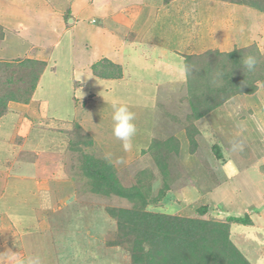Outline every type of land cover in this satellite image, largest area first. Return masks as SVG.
<instances>
[{
	"label": "rangeland",
	"instance_id": "obj_1",
	"mask_svg": "<svg viewBox=\"0 0 264 264\" xmlns=\"http://www.w3.org/2000/svg\"><path fill=\"white\" fill-rule=\"evenodd\" d=\"M22 1L1 0L0 20H8L13 16L17 22L26 24L20 31L23 38L28 40L25 43L32 44L43 34L46 45L35 44L34 56L31 52L24 53L26 50L20 47L10 52L5 45L0 49V58L40 57L46 62L36 94L31 104L21 107L24 111L19 116L21 122V117L24 118L27 112L34 128H37L34 132L43 134L41 139H45V148L30 154L33 162L19 163L15 167L14 172L21 171L34 178L30 186L36 187V195L30 196L29 203H35L29 207L23 206L22 197L11 201L14 207L12 213L19 217L24 210L33 212L24 215V219L28 220L19 218L12 221L5 217L4 223H0V264H16L13 255L24 261V264L35 256L40 258L41 264H132L130 245L120 238L117 220L109 211L132 209L135 204L140 206L142 201L134 197L136 201L113 194L95 193L81 167L84 154L94 155L111 164L118 182L124 188L141 189L148 200L145 207L147 211L196 218V210L208 206L210 213L204 219L225 222L232 208L241 209L237 207L242 205L238 198L242 192L240 185L243 186V180L255 184L263 165V158L259 160L257 157L260 152L264 154V88H260L256 95H238L207 118L194 122L193 126L197 130L194 131L196 149H192L185 130L188 126V107L184 104V107L179 108L177 97L172 93L158 91L154 94L150 83L184 79V60L180 61L179 58L169 62L171 67L178 69L170 71L164 68V73L156 72L153 70L154 60L162 52L151 45L141 48L136 44L138 41H132L124 50H120L125 60L122 79L125 77L127 83L124 85L122 79L107 82L109 89L108 92L104 91L105 83L93 77L91 66H86L102 55L106 41L105 38L94 36L92 28L100 24L91 23L90 11L81 14L83 23L77 30L73 24H66L65 29L60 24L57 30L55 25L50 27L51 18L46 11ZM19 6L22 9H16ZM191 8L182 6L180 11L178 9V19L181 18L178 22L183 29L190 27L189 22H195L193 16L203 14L209 19L197 18L196 23L199 22V25L194 23L196 27L193 29L201 32L202 28L215 38L213 23L218 21L220 26L225 24V28H234L236 22V25L240 24L239 27L242 25L244 28L239 30H242L241 35L233 40V43L237 41L235 48L256 45L264 54V14L251 10H245V13L243 9L235 11L237 9L234 6L227 7L225 4H215L204 9L201 14L192 13ZM223 16L231 20L227 24L223 23ZM67 19L72 18L64 16V20ZM62 30L64 34L60 35ZM4 34L1 25L0 35ZM16 38V35L10 37L13 42ZM11 46L16 48L18 45ZM213 46L204 44L197 46L199 49L195 48L205 50ZM232 47L234 44L225 49ZM146 52L151 53L149 58L144 56ZM166 73H170L172 78ZM173 74L180 78H175ZM181 83H176L174 90L180 91ZM152 97L153 103L149 99ZM113 104H127L135 113L137 132L129 152L124 151L122 142L112 133ZM19 112V108L16 109V115ZM168 112L178 115L180 121L170 119L166 114ZM75 124H79L83 133L93 138L91 147L79 145V150L74 147L77 139ZM170 136L177 138L180 151L178 154L169 153L164 176L156 169L153 157L143 152L149 148L154 137L164 141ZM28 137L27 141H15L14 144L17 146L22 143L20 147L25 145L27 150L29 147L38 148L40 138ZM214 146H219L222 159L216 158ZM22 152H25L21 154L22 157L28 154L25 149ZM109 154L110 159L106 158ZM20 158L18 156L16 160ZM163 191L165 196L160 198ZM0 194H4V191L0 190ZM249 195L245 192L244 198ZM261 225L264 226L262 221ZM236 228L247 233L244 237L256 238L257 231L253 228ZM236 236L234 238L239 241L240 237ZM244 244H247L244 250L249 251L250 257H254L255 252L256 256L260 255L256 245L249 241ZM256 264H264V257L261 256Z\"/></svg>",
	"mask_w": 264,
	"mask_h": 264
},
{
	"label": "trees",
	"instance_id": "obj_2",
	"mask_svg": "<svg viewBox=\"0 0 264 264\" xmlns=\"http://www.w3.org/2000/svg\"><path fill=\"white\" fill-rule=\"evenodd\" d=\"M172 0H164L168 4ZM245 6L264 14V0H216ZM4 35H0V41ZM256 59V65L249 71L244 66L247 56ZM185 81L176 95L178 107H188L186 116V137L192 149H196L193 123L207 118L238 95H254L264 88V54L256 45L234 48L229 52L207 50L200 54L184 56ZM46 62L35 59L0 61V119L8 112L9 103L28 105L36 91ZM92 74L100 79L119 80L123 78L122 67L103 59L91 66ZM183 90V91H182ZM174 97V96H173ZM160 107V105H159ZM177 107V108H178ZM179 107V108H180ZM180 121L178 115L166 113ZM74 147L93 145V138L83 133L75 124ZM72 139V138H71ZM74 140V139H73ZM215 156L222 159L219 146H214ZM180 143L170 136L164 141L154 137L149 148L143 152L153 157L156 169L165 176L169 153L178 154ZM82 170L97 194L117 195L142 204L132 209L110 210L116 218L120 238L130 245L132 264H251L243 252L231 240V225L248 226L252 220L248 214L229 216L225 222L204 219L210 213L208 206L196 210V218L176 217L147 211L148 200L141 189L128 190L116 177L115 168L94 155L82 156ZM167 188L165 183L164 189ZM165 196L163 191L160 198ZM134 197V198H133Z\"/></svg>",
	"mask_w": 264,
	"mask_h": 264
},
{
	"label": "crops",
	"instance_id": "obj_3",
	"mask_svg": "<svg viewBox=\"0 0 264 264\" xmlns=\"http://www.w3.org/2000/svg\"><path fill=\"white\" fill-rule=\"evenodd\" d=\"M24 1L26 3L31 4L34 7L40 8L42 11H46V13L49 14L48 17L51 18L49 19L50 27L52 28V26L55 25L57 30L60 28L59 26L60 24L63 27V29L67 28L66 24L71 26L73 24L74 28L76 27L75 29L77 30L80 27V25H82L83 23L82 21L83 19L80 17L82 16L81 14L84 13L85 11H90L91 23L97 25L100 24L98 25V27L92 28L94 36H96L97 38H101V37L105 38L106 41L103 47L102 55L98 56V58L92 63L86 65L89 68L90 66H92L97 62L103 59H107L112 63L121 66L123 69L125 66V60L122 58V54L120 53V50H124L127 44L131 43L132 41H138V43L136 44L141 48L147 47V45H151L153 48L160 50L162 52L161 56L158 57L156 60H154L155 64L153 65V70L159 73L160 72L164 73L162 72L164 71V68L173 71V68L175 67H171L169 65V62H171L172 59L177 61V59L179 60L180 58V61L181 60L183 61L185 55L200 54L209 49L218 50L221 52H229L235 48L237 41L233 43V40L237 36H239V34L241 35L242 30L241 31L239 30L242 29L243 27L242 25L241 27H239L240 24L236 25V22L234 28H231L232 26L230 27L226 26L225 28V24L220 26L219 24H217L218 21L215 20L216 23L212 24V26L215 24L213 28L214 31L216 32L215 38L211 37L209 32H206L202 28H201V32L199 31L196 32L193 29L197 26V24L199 25V22L196 23L197 18H199V20L201 19L206 20L207 16L201 14L204 11V9L211 8V6L214 7L215 4H225L227 5V7L234 6L237 9L235 11H238L240 9H243L244 11L245 10L255 11L245 6L230 4L216 0H172L168 4H165L164 0H24ZM36 1L38 3H36ZM18 2L23 3L22 0H18ZM182 6L184 8L192 7L191 8L192 13L194 12V14H198L199 12L201 15H203V16L201 15L193 16L192 20H195V22H189L188 24H190L189 25L190 27L187 29L186 28L183 29L182 26L180 27L178 22V20L180 21L181 18L179 17L178 19L177 13H178V9L180 11V7ZM16 9L19 10L22 8L19 6ZM67 15H69V19L70 18L72 19L70 20L67 19L65 21L64 16L66 17ZM10 17L12 18H9L8 20L7 19L4 21L0 20V26L2 25V27H4V33H5L4 34L5 39L0 42V49L3 48L5 45H7V48H9L11 52L13 50L15 51L17 48L20 47L22 50L23 49L26 50L24 51V53L31 52L32 53L31 55L34 56L36 51L34 50L33 46L35 44L46 45L45 40L43 39L44 37L42 36L43 34L41 36L39 35L40 36L39 40L38 39L36 41L33 40L32 44L25 43V41L28 40L23 38V34H20V31L26 27V24L17 22V19L13 18V16ZM52 19L55 20L54 21L55 23L53 22ZM222 19H223L222 22L223 23L226 22V24L231 20V19L227 20L225 16H223ZM194 23H196V26H194L195 25ZM236 26L238 27L236 28ZM61 32L60 35H63L64 34L63 30ZM18 33L21 35V37L18 35ZM232 33L235 34L232 35ZM12 35L13 36L16 35V37L19 38L20 40L18 41V39L16 38L17 40L14 39L15 41L13 42V40L10 39ZM128 38L132 40L130 41ZM9 40L11 42L7 44ZM11 44L18 46H16V48H12ZM204 44L206 45L212 44L215 46H213V48L210 47L205 50L202 49L198 50L199 48L197 46L200 45L202 46ZM232 44H234V47H232L229 50L225 49L227 48V46ZM195 47H197L198 49H196ZM7 52L8 50L6 51V53ZM143 54H144V50L142 55ZM150 54L151 53L146 52L144 56H147L149 58ZM8 56L10 55L8 54ZM16 59L23 60L26 58L25 57L21 58L18 56L17 58L7 57L2 59L0 58V61L9 62ZM29 59H35L39 61L44 60L43 58L41 59L40 57L37 58L29 57ZM175 69L178 68L176 67ZM92 76L95 77L93 74ZM166 76H170L172 78V75L170 73H166ZM174 76L177 79L180 78L177 74H175ZM98 79L101 82L105 83L103 89L104 91L105 90L107 91L109 89V87L106 84L107 82H116L114 80H105L100 78ZM120 80L121 79L117 81ZM124 80L125 77L124 79L121 80L125 85L127 82H125L126 80L125 81ZM181 81L183 82L181 83ZM184 81H185V77L184 79L181 78L178 82L171 80L169 82H164V83L158 81L150 82V83L153 85L152 91L155 90L154 91L155 94L158 91L164 93L174 92L175 91L173 88L174 85L176 83L183 84ZM105 86L108 88H105ZM38 87L36 88L34 95L36 94ZM152 91H149V93ZM149 99L152 101V103L154 102L153 97ZM31 102L29 104H31ZM21 107H27V105H20L19 103H14V102L10 103V105H8V112L0 119V190L4 191V194H0L1 196L0 223H4L3 221L5 217L7 219H11L12 221H15L14 219L18 220L19 218L23 220L24 215L26 213L33 212V210H29V211L27 210L28 212H25L24 210L23 214H21L20 217L18 216V214L16 215L15 213H12V209L14 207L13 205H11V201L13 199L16 198L20 200L22 197V201L24 202L23 206L29 207V205H34L35 203L32 201L31 203H29L30 196L36 195L35 192L36 187L33 185L30 186L31 182L35 181L34 178L30 177L29 175H26L25 173H22L21 171H17V172L14 171H15V167L19 163L32 161L31 160L32 155L30 154L37 152V150L40 151L41 148L42 149L45 148L43 146L44 143L43 140L45 139H41L43 134H39V133L36 134L34 132L35 129L37 128H34L32 119H29L30 116L26 114L27 112L24 113L25 115L24 118L21 117V122H20L19 116H21L24 111ZM18 108L21 114L19 112V114L16 115V109ZM27 137L30 139L35 137L40 138L39 140L41 141L37 146L38 148H36V146L34 148L29 147L27 150V147H25V145L20 147L22 143H19L17 146L14 144L15 141L22 142ZM27 140L28 139H26V141ZM24 149L26 153H28L29 155L26 154L24 157H22V155L25 153L22 152L24 151ZM17 151L19 152L15 153ZM18 156H21V158L16 160ZM261 158H263V165H261L260 167L261 169L259 171V174L257 175V178L259 177V179L255 184L253 183L249 184V182L243 180L244 182L243 186L240 185L242 192L238 194V198L239 200H241L240 202L242 205L237 206L240 207L241 209L235 210L232 208L231 214H229V216H235V217H240V216H244L245 214H248L252 220V223L251 225H248L247 228L251 227L254 229V231H257L256 232L257 240H255L256 238L252 239V237L249 238H246L247 236L244 237L243 235L244 234L247 235V233L237 230L236 228L237 226L240 227L244 225L234 224L231 227V232L233 234L230 235L231 237L233 236L231 240L240 249V251L244 253V255L248 258V260L252 261L251 264H256L261 256L264 257V236H263L264 226L262 227L261 225V221L264 224V154L263 152H260V154L257 157V159L259 160ZM1 182L3 184L5 183L7 184L3 185ZM234 185L236 186V183ZM244 187L247 189L246 191ZM244 191L248 195L251 194V196L249 195L245 199ZM241 195L243 198L241 197ZM25 220L28 219H24L23 221ZM234 229L236 232L234 231ZM236 235L240 237V239H238L239 241H236V238H234ZM247 241H249L250 244L253 243L254 245L257 246V252L260 254L259 256H256L255 249H254L255 252L254 257H250L248 255L249 251L244 250L247 244L243 245V243H247Z\"/></svg>",
	"mask_w": 264,
	"mask_h": 264
},
{
	"label": "clouds",
	"instance_id": "obj_4",
	"mask_svg": "<svg viewBox=\"0 0 264 264\" xmlns=\"http://www.w3.org/2000/svg\"><path fill=\"white\" fill-rule=\"evenodd\" d=\"M256 65L255 57L249 55L244 59V66L249 70H253ZM112 133L116 139L122 142V147L125 152H129L133 148V138L136 135L137 127L135 124V113L130 110L127 104L112 105ZM106 158L110 159V154ZM16 264H24V261L19 260L13 255ZM27 264H41L38 256L31 257Z\"/></svg>",
	"mask_w": 264,
	"mask_h": 264
}]
</instances>
